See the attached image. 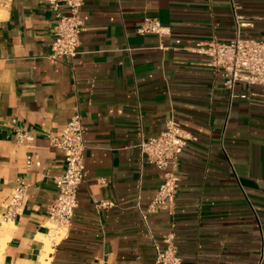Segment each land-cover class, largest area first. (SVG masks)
<instances>
[{"label": "crops", "instance_id": "crops-1", "mask_svg": "<svg viewBox=\"0 0 264 264\" xmlns=\"http://www.w3.org/2000/svg\"><path fill=\"white\" fill-rule=\"evenodd\" d=\"M80 15L78 54L54 60L49 0H0V264H155L153 240L169 235L182 264H264V99L226 87L193 50L233 40L239 23L264 41V0H84ZM146 18L170 36L138 34ZM77 114L85 177L57 229L66 162L47 136ZM171 119L198 141L181 155L174 206L144 218L163 173L139 145ZM19 182L25 205L6 218Z\"/></svg>", "mask_w": 264, "mask_h": 264}, {"label": "built area", "instance_id": "built-area-1", "mask_svg": "<svg viewBox=\"0 0 264 264\" xmlns=\"http://www.w3.org/2000/svg\"><path fill=\"white\" fill-rule=\"evenodd\" d=\"M49 5L55 12V40L51 58L56 60L75 57L80 46L83 27L80 11L84 0H49ZM63 6L67 8V14L61 12ZM243 26V23H239L236 37L229 42H200L193 50L209 58L208 65L221 74L226 87L233 88L242 84L256 88L264 99V41L244 38L240 31ZM137 32L140 35L170 36V30L159 20L152 18H146ZM47 138L54 148L64 153L66 162L65 173L55 180L58 195L49 207L50 220L57 229L67 228L79 207V189L85 177L87 145L82 116L77 114L62 131L50 133ZM18 139L20 143L33 141V137L24 133L18 134ZM197 141L196 136L184 130L173 119L167 122L158 137L141 141V159L163 173V182L157 195L148 210L142 212L144 218L147 214H155L174 206L179 184L176 172L181 155L188 143ZM26 196L27 186L19 182L14 188L6 218H14L19 214L25 205ZM153 241L156 249L155 264H182L173 235L167 236L162 245L156 240Z\"/></svg>", "mask_w": 264, "mask_h": 264}]
</instances>
